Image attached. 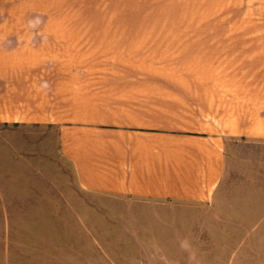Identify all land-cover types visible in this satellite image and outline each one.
Listing matches in <instances>:
<instances>
[{
  "label": "crops",
  "instance_id": "0c3cea01",
  "mask_svg": "<svg viewBox=\"0 0 264 264\" xmlns=\"http://www.w3.org/2000/svg\"><path fill=\"white\" fill-rule=\"evenodd\" d=\"M64 166L264 225V0H0V264H63L31 216L62 214Z\"/></svg>",
  "mask_w": 264,
  "mask_h": 264
},
{
  "label": "rangeland",
  "instance_id": "374dc122",
  "mask_svg": "<svg viewBox=\"0 0 264 264\" xmlns=\"http://www.w3.org/2000/svg\"><path fill=\"white\" fill-rule=\"evenodd\" d=\"M71 179L64 166L61 184L58 177L41 184L61 195V215L31 216L32 238L57 237L63 264H264V225L253 224L258 217L246 198L235 197L233 209L224 198L217 216L214 199L199 205L93 196Z\"/></svg>",
  "mask_w": 264,
  "mask_h": 264
}]
</instances>
